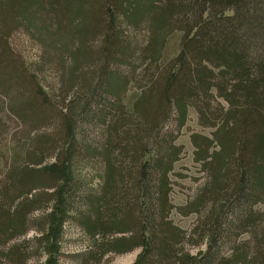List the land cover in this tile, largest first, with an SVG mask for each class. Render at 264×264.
<instances>
[{
    "label": "trees",
    "instance_id": "trees-1",
    "mask_svg": "<svg viewBox=\"0 0 264 264\" xmlns=\"http://www.w3.org/2000/svg\"><path fill=\"white\" fill-rule=\"evenodd\" d=\"M107 8L119 33L111 37L96 91L82 106V130L69 124V161L44 170L61 184L48 200L52 205L39 206L46 202L34 192L44 185L37 181L40 172L20 170L13 177L17 195H0V245L26 236L32 229L30 216L42 209L45 226L33 241L53 257L59 255L64 228L73 224L92 242L83 264L140 248L134 264H264V217L255 214L264 203V0H0V89L9 96L14 87L8 83L23 79L18 65L9 64L13 58L6 34L12 27L43 20L38 16L45 9L60 29L64 22L71 26L65 33L68 44L61 47L80 70L89 57L79 54ZM175 32L176 58L159 63L167 35ZM77 37L81 43L74 50ZM142 60L147 63L138 66ZM138 67L151 85L127 107L128 116H118L130 82L123 69L134 76ZM32 103L24 94L16 110L40 119ZM190 118L213 128L201 141L203 152L195 151L207 180L188 206L193 212H215L210 230L193 244L199 247L207 240L208 248L196 256L186 250L188 236L195 237L196 231L189 235L171 218L169 179L177 147L167 129L185 128ZM88 129H101L103 143L89 141ZM143 136L155 144L156 152L147 160ZM116 148L119 157L114 159ZM74 155L82 163L101 160L100 190L75 176ZM236 232L257 239L254 253L243 244L224 255L223 245ZM28 242L11 247L4 264H27L23 249Z\"/></svg>",
    "mask_w": 264,
    "mask_h": 264
},
{
    "label": "rangeland",
    "instance_id": "rangeland-1",
    "mask_svg": "<svg viewBox=\"0 0 264 264\" xmlns=\"http://www.w3.org/2000/svg\"><path fill=\"white\" fill-rule=\"evenodd\" d=\"M107 10L108 8L103 11L105 15L100 18L99 29L87 37L85 50L79 54L81 58L89 57L88 63H81L80 70L74 68L72 57L65 55L66 52L61 47L63 43L68 44L69 36L65 33L71 26L64 22L60 29L58 23L52 20L53 18L48 20L45 9H41L43 15L39 14L40 16H38V20L44 16L43 20L33 24L21 22L7 31L6 40L14 60H9V64L13 62L15 66L18 65L21 72L19 76L23 79L8 83V87H14V92L9 96L0 89L1 196L5 194L17 195V186L14 184L13 177L20 170L28 167L33 172H40L37 181L41 180L44 184L42 188L34 191L38 199L44 198L43 200L46 201L39 206L47 207V209L51 207L52 202L48 200L53 199L52 193L61 184H59L58 179L44 172V170L54 169L57 164L69 161V154H71V150H68L71 143L69 144V140H67L69 124L76 129L78 128V132L82 130L79 126V121L83 117L81 116L82 106H85L86 100L93 95L101 81L103 68L107 64L111 37L120 29L119 27L115 29V25L112 23L113 17L108 15ZM121 27L124 29L123 26ZM126 33L129 36L130 32ZM175 33L167 35L163 44L165 53L160 55L159 63L163 64L164 60L170 57L176 58L178 40L177 33ZM79 39L77 37V42L75 40L74 50L79 49L78 45L81 43ZM146 57L149 58V55ZM135 59L138 58L133 55L131 59L133 64H135ZM139 62H137L138 66L147 63L145 60H142L140 64ZM15 66L11 65L14 68L13 71L16 69ZM123 71L129 76L130 82L123 91L122 101L119 105L122 110L118 116L126 117L129 112L127 107L137 102L135 99L140 98L139 95L143 93V88L151 85V83L147 72L140 67L137 68L134 76L128 73L126 68ZM13 78L17 80V76H13ZM18 84H23L20 86L19 94ZM24 94L30 102L33 101L32 104H34L35 109L42 115L40 119H37L30 112H27L25 116L17 112V107L23 105ZM127 118L132 121L130 117ZM212 129L211 125L200 124L195 118H190L185 128L178 129L173 125L167 129L169 132L172 131L173 145L177 147V161L173 163L169 178L173 188L170 199L174 205L171 218L177 227L189 235L196 231L195 237L190 238L188 236V244L186 245V250H189L194 256L204 253L208 248L207 240L199 247H194L193 244L199 242L204 233L211 227L212 222H215V212L212 216L213 209H201L199 213L193 212L194 208L191 209L188 206L195 201L197 192L207 180V175L203 173L200 164L201 160L199 159L201 158H198L201 156H197L195 151L203 152L201 141L211 135ZM74 132L76 136H79L75 130ZM87 133L89 135L88 140L92 143L95 141L103 143L104 132L101 129L98 130V133L91 130ZM142 139L144 140L143 144L147 145L146 148H148L145 159L147 160L149 153L153 155L156 152L155 144L154 140H151L152 138L146 137L145 139L143 136ZM113 140H116V136L113 137ZM114 154L115 159L119 154L117 148ZM75 157L77 156L71 157L74 161L72 167L75 176L81 177L85 184L94 185V188L100 190L104 170L101 160L94 157L89 159L87 163H82L79 158L76 160ZM70 162L72 161L70 160ZM127 165L131 168L132 162L130 163L128 160ZM255 214L261 218L264 217V203L258 206ZM44 215L42 209L35 212L30 216L32 229L26 236L16 238L6 245H0V264H4L6 261V254L11 247L25 241H30L25 244L23 249L25 256L28 257L27 264H48V261L54 258L58 264H83L91 249L92 242L82 232L81 228L73 224H67L64 228L60 238V252L55 257L49 252L43 253L40 245L33 241L39 237V229L45 226L43 223ZM210 215L212 220L207 218ZM257 243L258 241L254 237L236 232L232 233L225 245H221L224 246L222 248L224 255L232 253L233 248L240 249L238 247L243 244L248 247L249 253L252 254ZM141 253L142 249L140 248L127 254H110L105 256L101 262L91 261L89 264H134Z\"/></svg>",
    "mask_w": 264,
    "mask_h": 264
}]
</instances>
